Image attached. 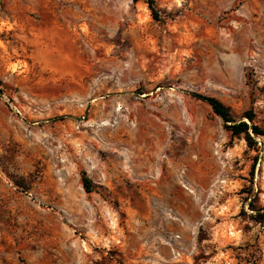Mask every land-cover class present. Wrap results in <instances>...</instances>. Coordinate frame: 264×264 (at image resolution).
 <instances>
[{
    "label": "rangeland",
    "instance_id": "rangeland-1",
    "mask_svg": "<svg viewBox=\"0 0 264 264\" xmlns=\"http://www.w3.org/2000/svg\"><path fill=\"white\" fill-rule=\"evenodd\" d=\"M156 2L0 0V264H264V139L193 97L264 128V0Z\"/></svg>",
    "mask_w": 264,
    "mask_h": 264
},
{
    "label": "trees",
    "instance_id": "trees-1",
    "mask_svg": "<svg viewBox=\"0 0 264 264\" xmlns=\"http://www.w3.org/2000/svg\"><path fill=\"white\" fill-rule=\"evenodd\" d=\"M135 3L144 1L152 14L154 20L159 21V11L157 9V2L156 0H133ZM193 97L197 100H200L206 104H208L213 112L222 119L224 122L225 127L231 132L233 137L242 138L244 139L248 146L251 148L256 147L257 142L255 137L263 138L264 139V128L255 124V116L253 112H247L244 114V118L247 120H240L238 121L230 107L226 106L222 101L219 99L208 97L201 94H193ZM83 185L88 193L92 192L93 189V182L83 174L82 178ZM20 187H26L23 182H21ZM255 210L258 211V216L256 219L258 221H264V208L260 209L257 206H252ZM262 212V213H261Z\"/></svg>",
    "mask_w": 264,
    "mask_h": 264
}]
</instances>
